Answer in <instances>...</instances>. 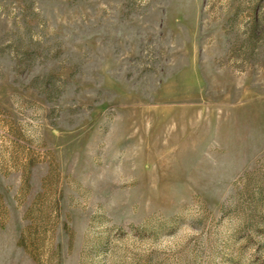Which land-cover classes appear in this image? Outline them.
<instances>
[{
    "label": "rangeland",
    "instance_id": "1",
    "mask_svg": "<svg viewBox=\"0 0 264 264\" xmlns=\"http://www.w3.org/2000/svg\"><path fill=\"white\" fill-rule=\"evenodd\" d=\"M0 264H264V0H0Z\"/></svg>",
    "mask_w": 264,
    "mask_h": 264
}]
</instances>
